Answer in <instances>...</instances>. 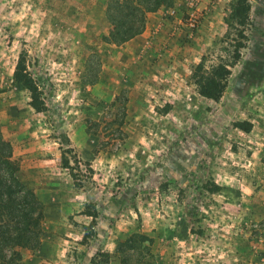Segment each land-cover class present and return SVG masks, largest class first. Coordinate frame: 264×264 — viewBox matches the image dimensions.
Listing matches in <instances>:
<instances>
[{
    "label": "rangeland",
    "instance_id": "374dc122",
    "mask_svg": "<svg viewBox=\"0 0 264 264\" xmlns=\"http://www.w3.org/2000/svg\"><path fill=\"white\" fill-rule=\"evenodd\" d=\"M190 1L163 6L179 41L157 57L106 42L108 0H0V124L44 204L41 243L19 264H264V0H249L245 47L217 100L194 72L232 60V0ZM21 51L41 112L13 81ZM54 132L92 169L71 157L99 212L86 244L84 197ZM207 180L220 190H202Z\"/></svg>",
    "mask_w": 264,
    "mask_h": 264
},
{
    "label": "trees",
    "instance_id": "16d2710c",
    "mask_svg": "<svg viewBox=\"0 0 264 264\" xmlns=\"http://www.w3.org/2000/svg\"><path fill=\"white\" fill-rule=\"evenodd\" d=\"M175 0H108L106 17L110 24L109 32L105 36L108 43L122 44L144 30L147 15L160 7L171 6ZM249 0H232L229 11L223 20L232 26L237 36L233 44L232 60L229 63L219 62L210 68L202 63L197 64L194 72V82L198 93L212 100H217L226 87L231 67L240 59L241 49L245 47L247 29L250 25ZM28 56L25 51L18 55L14 70L13 81L20 83L29 93V104L37 112L46 108L45 97L29 70ZM236 127L248 132L251 123L237 122ZM54 139L58 143L62 165L69 172L76 190L84 197L82 214L89 218L84 225L82 243L86 244L93 236L98 223L99 212L92 196L74 169L70 160L75 155L77 161L89 163L82 159L76 147L70 144L66 136L54 132ZM215 180H207L202 184V190L212 194L220 190ZM44 204L38 198L34 188L23 178L21 165L13 156L10 141L4 137L0 124V264H19L22 249H35L41 243L43 234ZM108 256V253H104Z\"/></svg>",
    "mask_w": 264,
    "mask_h": 264
},
{
    "label": "crops",
    "instance_id": "0c3cea01",
    "mask_svg": "<svg viewBox=\"0 0 264 264\" xmlns=\"http://www.w3.org/2000/svg\"><path fill=\"white\" fill-rule=\"evenodd\" d=\"M180 3L181 0H176L175 5H179ZM172 26L173 18L169 16L166 8L162 7L154 12H150L147 15L144 30L128 41L122 43L120 46L122 48V53H124L123 51H125V49H130L134 46H140L142 43H145V56L156 55L159 57V55H165L167 51L162 53V50L166 47L165 43L172 42L173 40L179 41L177 40V37H170V33H174Z\"/></svg>",
    "mask_w": 264,
    "mask_h": 264
},
{
    "label": "built area",
    "instance_id": "2783aa9c",
    "mask_svg": "<svg viewBox=\"0 0 264 264\" xmlns=\"http://www.w3.org/2000/svg\"><path fill=\"white\" fill-rule=\"evenodd\" d=\"M190 4L193 6V0L190 1ZM174 14L175 13V10L174 9H171L170 10V14ZM186 26L189 28V29H193L197 26L198 24V20H197V15H196V12L195 10H192L190 13H189V16L188 18L186 19Z\"/></svg>",
    "mask_w": 264,
    "mask_h": 264
}]
</instances>
